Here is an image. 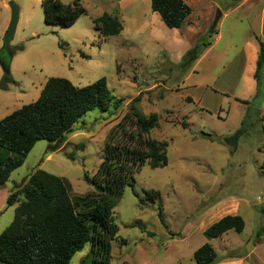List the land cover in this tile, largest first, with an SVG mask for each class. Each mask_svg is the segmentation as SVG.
I'll use <instances>...</instances> for the list:
<instances>
[{
	"label": "rangeland",
	"instance_id": "374dc122",
	"mask_svg": "<svg viewBox=\"0 0 264 264\" xmlns=\"http://www.w3.org/2000/svg\"><path fill=\"white\" fill-rule=\"evenodd\" d=\"M11 2L19 7L10 43V74L16 84L0 89V121L36 101L51 77L78 87L105 78L113 100L87 113L59 143L39 141L24 165L0 186V203L19 193L17 204H4L0 210V235L25 202L23 189L38 170L62 178L73 202L91 195L94 189L84 175L97 174L109 133L134 107L141 115L159 117L150 137L168 142V164L153 169L146 163L125 187L113 212L119 231L111 242V264H196L194 252L206 243L221 259L240 258L264 242V115L259 113L264 95L258 93L248 105L234 100L243 94L233 93L242 88V62L237 60L241 35L231 37L226 27L222 44L197 66L200 57L182 67V54L197 42H214L220 20L216 5L225 6V0H193V14L180 30L167 28L150 0L127 3L120 16L116 0H88L85 14L68 28L45 23L41 0H0V51L11 22ZM105 12L117 16L123 30L104 39L93 20ZM227 41L232 45L226 54L215 58ZM4 75L0 65V81ZM245 119L247 131L238 147L226 145L224 138ZM147 192L159 197L148 201ZM237 211L246 223L243 233L230 230L214 240L204 236L211 224ZM258 232L262 239L257 241ZM90 248L87 244L70 264H82ZM255 253L264 263V244Z\"/></svg>",
	"mask_w": 264,
	"mask_h": 264
},
{
	"label": "trees",
	"instance_id": "16d2710c",
	"mask_svg": "<svg viewBox=\"0 0 264 264\" xmlns=\"http://www.w3.org/2000/svg\"><path fill=\"white\" fill-rule=\"evenodd\" d=\"M82 1L64 4L60 0H42L45 23L63 28L74 25L85 14ZM150 1L153 12L169 29L182 28L192 13V8L184 0ZM93 24L104 39L119 35L123 30L118 17L107 13L94 19ZM213 31L216 32V29ZM209 45L210 42L204 39L197 42L182 57V67L198 59ZM260 46L255 73L258 90L264 65V44L260 43ZM11 84H16L11 74L4 75L0 89L6 91ZM140 98L139 95L134 102ZM112 100L105 78L78 87L67 79L51 77L37 101L0 121V186L5 185L12 173L24 165L39 141L59 143L82 117L97 108H105ZM158 126L157 114L144 116L132 107L109 133L105 158L97 174L93 178L84 175V180L94 192L75 202L62 178L43 170L30 176L23 189L25 202L16 207L12 223L0 235V263L70 264L73 257L90 244V251L82 264H111V242L116 240L119 231L113 212L125 187L134 181V175L146 163L153 169L168 164V142L150 137L151 131ZM246 131L247 119L223 142L236 149ZM146 195L151 202L159 197L158 192H147ZM18 196V192L11 193L6 204H17ZM158 215L165 224L161 211ZM245 227L241 216L227 215L210 225L203 234L207 239L214 240L230 230L241 234ZM261 236L258 232L257 241L261 240ZM126 244L124 241L123 245ZM194 259L196 264H219L222 261L208 243L194 252ZM254 264H258L255 259Z\"/></svg>",
	"mask_w": 264,
	"mask_h": 264
},
{
	"label": "crops",
	"instance_id": "0c3cea01",
	"mask_svg": "<svg viewBox=\"0 0 264 264\" xmlns=\"http://www.w3.org/2000/svg\"><path fill=\"white\" fill-rule=\"evenodd\" d=\"M60 1L64 4H71L73 3L74 0H60ZM87 1L88 0L82 1V7H83V4L85 5ZM116 1L118 3L116 7L117 8L116 11L118 13L117 15H119L120 12L123 10V7L127 3H130V2L132 3L135 0H116ZM184 1L192 8L193 0L192 1L184 0ZM225 1H226L225 6L220 7L216 5L217 13H218L217 17H220V20L216 28V38L214 42L210 45V47L207 48L203 52V54L200 56V58L198 59V62L196 63V66L199 64V62L208 52H213L220 44H222V41L225 38V28L226 27L231 37L234 32L239 33L241 35V39H240L241 47L238 53L239 56L237 60H241L242 62V72H241L242 77L240 78V82H242V88L239 91L238 90L233 91V93H243V94H240L238 96H233V97L237 103H240L237 100L247 101L250 103L252 99H254L258 95V93H263L264 95V65L262 69V81H261V86L259 90H258L257 81L255 79V73L257 69V63L259 60L260 48H261L260 43L264 44V0H225ZM104 14H106V12ZM109 15L115 16L113 14H109ZM154 18L158 19V17L156 16ZM142 30L144 29H142L141 27L138 28V33L140 35H143ZM230 45L232 44L227 41V44L223 45L224 47L222 48V51L217 52V55L215 56V58L220 59L222 56H224L226 54L225 49H228ZM185 53L182 54V57L185 55ZM237 60L233 61L232 66ZM45 84L43 85V88ZM223 93H229V92H223ZM37 95L40 97L41 93H37ZM262 97H263L262 104H264V96ZM22 107H20L19 109H21ZM259 113H261V116L264 115V111L262 112L259 111ZM263 120H264V117H263ZM9 195H6L5 198H3V200L1 201L0 210L4 206V204H6V201ZM223 205L224 204L218 205L216 209L220 210L221 206ZM237 214H238V211L230 215H237ZM225 216L227 215H224L221 218ZM221 218H219V220ZM221 238H223V236ZM261 239H262V236H261ZM263 244H264L263 240L259 241L256 247H253L251 250L250 249L247 250L242 257L222 259V261L219 264H252V262H250V259L252 258H255L257 261H259L260 264H264L262 260L260 259V257H258V255L255 253V249Z\"/></svg>",
	"mask_w": 264,
	"mask_h": 264
},
{
	"label": "water",
	"instance_id": "95a60500",
	"mask_svg": "<svg viewBox=\"0 0 264 264\" xmlns=\"http://www.w3.org/2000/svg\"><path fill=\"white\" fill-rule=\"evenodd\" d=\"M9 5L12 10V17H11V22H10L8 31L4 37L3 48L0 51V65L5 75L10 74V64L13 59V54L11 52L10 43L15 36L16 27H17V23L19 19V7L14 2H11Z\"/></svg>",
	"mask_w": 264,
	"mask_h": 264
}]
</instances>
